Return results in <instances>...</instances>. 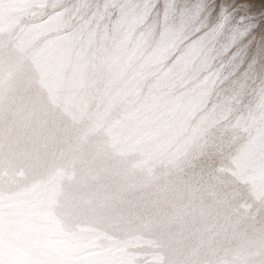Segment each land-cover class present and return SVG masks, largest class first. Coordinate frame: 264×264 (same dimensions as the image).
<instances>
[{
  "label": "bare ground",
  "instance_id": "obj_1",
  "mask_svg": "<svg viewBox=\"0 0 264 264\" xmlns=\"http://www.w3.org/2000/svg\"><path fill=\"white\" fill-rule=\"evenodd\" d=\"M42 3L0 0V52L17 53L0 76V112L31 60L47 105L80 134L56 164L21 163L0 134V264H196L188 225L219 227L206 197L256 213L264 204V0H73L87 12L80 28L62 32V9L49 21L62 45L30 52L42 34L23 21ZM84 149L174 202L184 227L170 256L149 227H112L63 200ZM234 240L216 264H264V231Z\"/></svg>",
  "mask_w": 264,
  "mask_h": 264
},
{
  "label": "clouds",
  "instance_id": "obj_2",
  "mask_svg": "<svg viewBox=\"0 0 264 264\" xmlns=\"http://www.w3.org/2000/svg\"><path fill=\"white\" fill-rule=\"evenodd\" d=\"M65 10L62 23L64 34L76 32L81 26L73 0L55 3L48 0L38 6V14L27 16L24 23L37 25L36 32L41 33L35 40L30 52L43 53L50 42L62 45L57 40L60 32L49 31L51 18ZM17 53L8 47L0 52V64L3 71L0 76L7 79V73L14 64ZM38 73L31 60L26 61L22 70L16 73L14 86H5V103L0 112V134L5 147L10 144L25 156L21 163L27 162V156L39 154L47 163L56 164L66 161L56 159L57 153L69 155L72 145L80 134L78 125L63 121L62 117L47 105L43 93L36 87ZM110 163L101 165L88 149H84L80 162L74 170V176L60 193L63 200L78 209L88 218L96 219L112 227H149L162 244V251L172 254V238L178 228L184 227L177 217L174 202L160 197L156 186L143 184L140 173L130 174L124 171V165L109 157ZM246 195L241 193V196ZM213 209L219 227L208 233L200 220L188 225L192 231L193 244L199 249L196 264H216L215 257L234 242L236 234L253 230L264 231V204L260 211L249 212L240 208V200L233 199L227 205H219L207 197L202 202Z\"/></svg>",
  "mask_w": 264,
  "mask_h": 264
},
{
  "label": "rangeland",
  "instance_id": "obj_3",
  "mask_svg": "<svg viewBox=\"0 0 264 264\" xmlns=\"http://www.w3.org/2000/svg\"><path fill=\"white\" fill-rule=\"evenodd\" d=\"M244 1L249 2V1H251V0H244Z\"/></svg>",
  "mask_w": 264,
  "mask_h": 264
}]
</instances>
